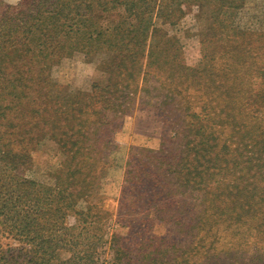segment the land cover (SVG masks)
<instances>
[{"label":"rangeland","instance_id":"374dc122","mask_svg":"<svg viewBox=\"0 0 264 264\" xmlns=\"http://www.w3.org/2000/svg\"><path fill=\"white\" fill-rule=\"evenodd\" d=\"M20 2L0 0V15L14 11ZM184 10V18L165 29L178 41V61L194 70L185 73L189 86L179 79L169 85L166 67L150 70L144 81L137 84V91L128 90L117 100L119 107L113 112L118 129L112 133L111 145L101 154L97 152L101 163L95 169L101 167V173L95 177L91 166L83 169L89 185L75 209L84 213L91 207L92 211L84 218L86 222L78 221L72 212L67 213L64 225L70 229V235L81 234V241L75 246L81 257L86 256L82 257V264H88V249L96 252L98 264H128V260L139 264L136 261L140 256L153 249L160 251V264H178L169 256L174 253H183V262L187 261L183 264H264V227H259L264 224V77L258 73L260 67L245 64L228 68V57L234 53L226 51L229 40L238 46L237 55H261L264 70V0H246L233 21L234 29L250 31V36L228 38L224 34L229 33L227 26L205 20L206 15L197 6L187 5ZM121 14L119 9L104 14L101 23L111 26ZM103 58L97 56L90 61L77 52L65 56L52 66V80L71 93H88L93 83L103 88L106 75L98 68ZM190 113L195 115L187 116ZM179 116L183 117L180 128ZM191 121L198 122L199 131L195 136L193 132L191 138L193 144L199 142V157L197 162L188 161L181 168V176L187 180L194 178L195 183L182 187L178 182H156L154 192L159 196L151 209L144 203L141 211L129 208L126 198L131 202L141 190L137 187L139 178L146 176L143 190H149L152 184L148 186V174L162 171H154V153L160 152L166 159L181 153L182 128L187 132ZM43 131L44 136L33 132L31 162L21 170V175L42 187L54 188L64 156ZM174 169L177 170L169 168ZM202 175L206 181L197 179ZM200 182L204 184L197 188ZM155 212L166 215L167 220H159ZM239 214L244 216L246 225L231 219ZM191 215L202 223H219L222 237L216 250L191 258L187 255L195 238L183 221ZM218 215L223 221L214 219ZM234 230L243 233V242H239L240 235L234 238L230 234ZM8 242L4 240V246ZM59 254L62 260L70 256L65 252Z\"/></svg>","mask_w":264,"mask_h":264},{"label":"trees","instance_id":"16d2710c","mask_svg":"<svg viewBox=\"0 0 264 264\" xmlns=\"http://www.w3.org/2000/svg\"><path fill=\"white\" fill-rule=\"evenodd\" d=\"M245 1L21 0L14 11L1 13L0 264H54L53 261L82 264V257L86 256L81 253V257L75 246L81 241V234H69L70 229L64 226L66 215L72 212L78 221L86 222L84 218L92 211L91 207L84 213L75 209L77 202L82 200V191L89 185L83 169L91 166L95 177L101 173V167L97 171L95 169L101 163L97 152L101 154L111 145L112 133L118 129L114 125V112L119 107L117 100L128 90L137 91V84L144 81L150 70L164 67L170 73L166 78L169 85L175 84L174 79H179L181 84L189 86L186 74L194 70L178 61L181 54L180 47L176 46L178 41L169 35L165 26H176L184 18V7L194 5L202 15H206L205 20L212 24H225L229 33H223L228 34V38L250 36L253 34L250 31L233 28V21L244 8ZM117 9L122 11L120 19L111 26H104L101 23L103 15ZM228 42L226 51L234 53L228 57V68H239L245 64L260 67L258 73L264 77L261 55H237L238 46ZM76 52L90 61L97 56L104 57L98 66L106 75L103 88L93 83L88 93H71L54 83L52 66ZM178 121L181 123L179 128L183 127V117L179 116ZM197 125L198 122L191 121L187 132L182 128L181 153L167 159L160 152L154 153V171H162L148 174V186L152 184L149 190H143L146 176L139 178L137 187L141 190L131 202L126 198L129 208L141 211L144 203L147 209H151L158 195L154 192L156 182L159 185L178 182L182 187L195 183L194 178L187 180L181 176V168L188 161L197 162L199 157V142L193 144L194 138H191L193 132L195 136L199 131ZM44 129L45 137L56 142L64 156L54 188L42 187L21 175V170L31 162L33 132L40 136ZM165 164L167 168H163ZM170 167L177 170L170 171ZM203 184L200 182L197 188ZM168 204L170 206L171 203ZM195 215L183 221L195 238V245L187 253L190 258L216 250L222 237L218 222L202 223ZM155 216L159 220H167L166 215L158 212ZM214 219L223 221L220 215ZM231 219L246 225L241 214L232 215ZM232 223L230 221L229 225ZM259 227H264V224H259ZM230 234L234 238L240 235L243 239L240 238L239 242L244 241L243 233L234 230ZM4 240L9 241L5 246ZM12 242L17 246H12ZM59 252L70 256L62 260ZM85 254L88 255V264H98L96 252L88 249ZM159 254L157 249L146 251L136 263L160 264ZM169 256L178 264L187 262H183V253ZM128 264L135 262L128 260Z\"/></svg>","mask_w":264,"mask_h":264}]
</instances>
